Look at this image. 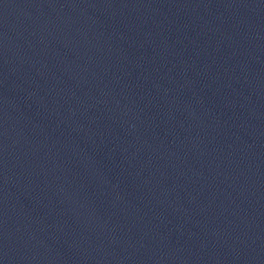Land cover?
<instances>
[{
  "label": "water",
  "instance_id": "obj_1",
  "mask_svg": "<svg viewBox=\"0 0 264 264\" xmlns=\"http://www.w3.org/2000/svg\"><path fill=\"white\" fill-rule=\"evenodd\" d=\"M0 264H264V0H0Z\"/></svg>",
  "mask_w": 264,
  "mask_h": 264
}]
</instances>
